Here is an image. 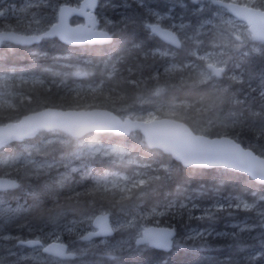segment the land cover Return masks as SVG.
<instances>
[{"label": "snow or ice", "instance_id": "6c2138e0", "mask_svg": "<svg viewBox=\"0 0 264 264\" xmlns=\"http://www.w3.org/2000/svg\"><path fill=\"white\" fill-rule=\"evenodd\" d=\"M192 2L196 3L197 0ZM209 2L229 14L228 18H223L222 13L214 9L219 17L218 22L213 24L210 19L204 20L193 35L188 34V26L184 23L176 24L175 17H169L172 21L170 29L161 28L158 23L152 22L153 18H160L161 14L149 10L148 22L142 23L141 27L150 35L163 37L177 49L185 48L189 41L197 49L189 53L195 57L194 60L181 64L169 63L162 73L159 69H154L152 74L145 77L144 64L141 63L135 70L129 67V75L124 77L117 65L123 64L125 57L113 58V54L108 53L106 59L96 63L72 55L53 58L57 61L75 60L77 64L83 63L92 69L89 71L67 63L61 67H74L75 70L56 73L64 78L60 84H64L68 77H94L87 86L77 84L75 87L62 88L58 84L55 88L47 87L43 92L25 94L17 90L20 84L43 85L44 81L17 76L15 71L0 74V155L12 149L14 143L22 149L9 157V160L20 164L16 168L18 178L39 180L45 174L63 167L66 171L58 172V176L54 178L63 185L71 178L72 173L79 170L71 166L73 159L80 161L79 168L84 170L85 175H91L94 162L109 166L108 170L94 178L91 189L75 193L76 198H90L87 201L89 206H98L104 210L87 216L86 219L71 222L73 225H91L92 230L79 237L90 243L94 237H111L117 231L135 230L133 234L111 246L107 240L102 239L100 244L105 245L102 253L104 257L114 259L123 253L137 254L150 249L170 250L182 246L175 239V230L171 225H159L161 217L182 219L183 210L188 208L185 202L170 199L173 194L169 193L164 200H157L150 209L142 207L145 201L155 199L163 182L171 179L182 168L224 169L236 174H246L249 182L264 186V145L245 144L242 141L241 134L245 130L246 119L243 111L231 112L217 120L205 119L208 113L216 111L218 105L245 102L234 96L230 98L228 93L231 85L224 86L222 79L242 82L235 74L227 76L229 63L234 56L237 53L242 57L247 55L241 49L251 45L258 53L264 52V0ZM97 6V0H88L76 7L68 3L59 4L58 10L56 6H52L51 13L34 18L35 27L29 25L23 32L17 31L11 24L0 26V44L7 42L8 46L30 45L56 38L71 45L111 42L115 33L110 35L105 28L112 22L105 20V27H101L97 15L86 10ZM139 6L143 7V0H139ZM73 13L85 17L86 22L73 21L74 26L70 24L69 16ZM4 15L0 12V18ZM205 27L208 31H201ZM142 46V43L133 45L132 49L127 50V55L132 56L134 50L139 51ZM201 50H204L203 55L199 54ZM37 55L33 53L34 57ZM143 56L146 61L149 56L174 58L175 53L171 50H153L144 52ZM134 71L140 78H132ZM260 81L264 89V74H261ZM150 82H154V86L148 89ZM142 85L145 90L134 97L122 90L125 86L138 90ZM202 89L206 91H201ZM177 91L198 92L200 95L198 98L187 95L181 98L176 94ZM259 95L262 101L261 111L250 112L249 115L259 118L260 135H264V90ZM259 138L260 136L256 137L257 140ZM105 139L108 141L106 144L103 143ZM34 141H39L41 146H37ZM57 141L62 145L74 142L78 151L67 161L53 159L38 162L34 158V153H41L42 146ZM132 151L137 153L135 158L131 156ZM3 164L11 166L7 160ZM120 165H132L134 170L131 174H125L120 171ZM18 187V179L0 180V190ZM44 187H48L47 182ZM203 187L200 186L201 191ZM182 190L183 186L178 185L177 193ZM190 199L186 198L188 201ZM260 200L264 201V196ZM195 207L197 206L193 205ZM224 207L223 204L212 205L199 218L215 219V210ZM227 207L231 208L233 205L229 204ZM234 207L250 210L255 205L240 201ZM55 220L53 217L54 223ZM149 224L154 226H148ZM253 230L259 232L258 236L251 238L258 240L260 247L264 248V213H259L256 222L248 226V232ZM77 231L76 228L67 226V234ZM52 235L56 242L47 245L38 237L20 239L18 243L20 246L42 249L43 253L57 258L50 260L49 264H65L78 255L87 254V249L68 250V245L60 242L61 238L57 233ZM211 235V232L199 231L188 239L198 238L207 244V237ZM237 235L233 234L234 237ZM92 246L100 245L92 243ZM261 261H264V253L247 257L243 264H260Z\"/></svg>", "mask_w": 264, "mask_h": 264}, {"label": "trees", "instance_id": "16d2710c", "mask_svg": "<svg viewBox=\"0 0 264 264\" xmlns=\"http://www.w3.org/2000/svg\"><path fill=\"white\" fill-rule=\"evenodd\" d=\"M44 0H8V4L14 5L17 9L22 10H39L43 7L48 8L51 13L52 6L50 4L45 3V5L40 2ZM104 1H110L106 5H101ZM178 1V2H177ZM186 6L181 8L179 6V0H143V7L139 6V0H100V6L98 8V14L100 17L101 25L105 27V20L111 21V24H107L106 28L110 30L112 33H115L114 40L110 45H90V46H80V47H72L66 45L57 39H47L43 42V47L35 46L32 49L24 48L23 52L19 50L22 48L20 46L3 44L0 47V74H6L11 71H15L17 76L23 75L26 79H30V77L41 78L40 80L44 81L43 85L40 84H20L18 91H21L25 94H31L34 92H43L47 87L55 88L58 83H53L51 77L42 78L45 76L44 69L48 67L58 66L54 65L52 62L55 55L60 54V56L72 55L73 57H80L82 59H90L93 63L99 62L102 59L107 58L108 53L113 54V58L116 56H124L123 64H118L117 68L120 70L122 76L127 77L129 75L127 69L132 67L134 70L137 65L143 63L144 64V76L147 77L149 74H152L154 69H159L162 73L164 67L169 63L181 64L187 63L191 60H194L195 57L190 55L191 51H195V45L192 42H186L185 48L183 49H175L164 42H162L157 36L150 35L146 30L141 27L142 23L148 22V12L149 10L158 11L161 16L160 18H153L152 21L162 22L165 26L170 28L171 23L169 24L166 20V17H175L174 22H183L187 25V32L194 33V30L199 27L204 20L208 19V14L213 13L215 7L210 8V10L204 11H195V6L200 3H193L192 0H185ZM228 1V0H227ZM76 0H72V3H76ZM79 2V1H78ZM176 4H175V3ZM7 4V5H8ZM33 4V6H32ZM32 6V7H31ZM159 20V21H158ZM74 21H78L75 19ZM131 21H136L132 23ZM127 23V27L125 24ZM11 24L17 28V31H24L29 25L35 27L34 23L28 24L25 20L20 21L16 17H2L0 18V26ZM137 43H142V48L139 51L133 52L132 56L127 55V50L132 49L133 45ZM43 48V49H42ZM33 49L37 51V56H33L31 52ZM153 50L159 51H169L175 53L174 58H153L151 56L145 61L143 53L151 52ZM210 50V49H208ZM200 52H203L201 50ZM135 57H139L136 59ZM68 63H72L74 65H85L83 63L77 64L75 60L68 61ZM239 65L238 67H234L233 65ZM152 67H149V66ZM86 66V65H85ZM87 70L91 71L92 69L88 68ZM229 71V73H228ZM235 74L239 80L242 82H233L228 80L227 78L222 79V84L224 86L231 85L229 89V97H233L238 100L245 101L243 104H230L225 103L217 106L216 111L208 113L205 119L217 120L223 117L228 116L231 112H241L243 111L246 119L244 120L245 130L241 134L242 141L247 143H257L259 145H264V135H260L261 125L259 123L258 117H252L249 115L250 112H259L261 111V97L260 93V76L264 74V52L249 54L246 56H234L233 61L229 63V67L227 69V76H231ZM99 75V73H97ZM132 78L138 79L140 78L137 73H133ZM94 77H84L79 80L80 84L83 82L87 86L89 82H91ZM14 83H19V81H14ZM72 82L69 80L65 85L60 84V87H75L71 85ZM154 86V82H150L147 85L148 89H151ZM255 89V91H253ZM128 96L134 97L135 95L140 94L145 90L142 85L141 89H134L130 86H125L123 89ZM201 91H206V89H202ZM250 95H247V92H251ZM177 95L181 98L187 96L198 98L200 93L198 92H184L177 91ZM215 131V129H213ZM260 136L257 140L256 137ZM107 143V139L103 141ZM115 143V141H114ZM4 154V153H3ZM2 154V155H3ZM137 153L135 151L131 152L132 157H136ZM1 159V155H0ZM120 171L123 170V167L118 166ZM133 167V166H132ZM109 166L105 163L98 162L97 163V175L100 174L104 170H108ZM9 168L6 166H0V176L9 175L11 173H6ZM114 170V169H113ZM96 175V176H97ZM28 180V179H27ZM48 184V193L41 195L42 200L45 203H48L49 206H53L51 209H47L45 211L39 212H31L28 207V200L25 198L23 201L21 200L22 193L19 190L22 188V181H20V187L17 190H12L8 192H2L0 194L6 193L5 195L8 201H11V204L16 205L17 203L23 202V209H27L24 214L17 216L14 214L13 216L8 215L9 211H1L0 212V224L4 221L8 220V224L10 229H0L1 232L8 234L12 237V233H16L18 228L16 226L18 223H25L29 228L30 219L35 220L43 218L44 221L49 222L52 221L53 216L55 215L56 220L60 219L61 216L64 218L65 215H69L68 219L72 216L71 213H65L60 210L61 207H73L75 208L78 214L86 215L84 207L88 205L87 201L90 199L88 197H80L76 198L75 193H83L88 189H91L94 186L93 177L87 179L75 178L72 180L70 185L65 183V187L62 189L60 194L57 196H51V192L53 189L51 187V181L41 180L38 184V189L41 190L40 187ZM57 185L56 180L54 181ZM25 181L23 182V186L25 185ZM34 184V183H33ZM182 185L183 189L181 192L177 193V186ZM203 187V191L200 190V186ZM31 185L27 187L30 188ZM35 185H33L34 187ZM26 188V186H25ZM28 189V188H27ZM30 193L28 190H26ZM57 191V192H58ZM173 194L171 198H175L178 201H183L188 205V208L183 210V218L172 220L169 217H161V223L159 226L161 227H169L171 225L173 228L177 229L179 236L185 232L186 229H190L192 231L190 236H195L198 231H208L211 232L212 235L207 237V244L201 241L198 238H194L191 240L183 239L182 247L185 248V251L182 252V255L171 254L172 252H161L156 253L159 255H151L150 257L146 256L142 257L143 254H131L123 253L118 256V258L109 259L108 263L103 264H157L160 262H168L169 264H223L224 262L227 264H243L245 259L249 257L251 254H260L264 253V248H261L259 242L255 241L256 244L253 246H249L244 239L245 237L242 235L240 230L231 226L230 223L235 219L233 217L234 214H238L241 218L245 219L255 212L257 208L264 207V201L260 200L261 196H264V186L258 185L255 182H249L248 178L244 174H236L228 170L210 168V169H188L182 168L176 175H174L171 179H168L163 182V186L159 188L158 193L156 194L155 199H150L145 201L144 207L146 209H150L157 200H164L166 194ZM253 193L256 195L254 196ZM26 194V193H25ZM24 195V194H23ZM233 196L238 197L239 199H244L242 201L254 204L255 207L250 210H245L242 207L236 208L235 204L240 203L239 200L232 198ZM27 197V196H26ZM69 197H72L71 199ZM191 198L190 201L186 200V198ZM33 203L31 197H28ZM7 202V201H6ZM198 204L197 208H191V204ZM223 204L225 207L223 209L215 210V216H221L222 219L216 221L215 219H208L207 217L200 219L203 215V211L205 209L210 208L212 205ZM233 205V207L229 208L227 205ZM71 210V208H69ZM91 209L95 212L104 210L99 208L98 206H90ZM59 209V210H58ZM86 219V217H85ZM221 221V222H220ZM58 223L57 221H55ZM224 223H227L225 225ZM35 224V222H34ZM201 228V229H200ZM23 228V230H25ZM90 230L91 228L88 226V223L84 224V228H78L77 236L82 235L84 231ZM199 229V230H198ZM32 230V229H28ZM34 230V229H33ZM88 230V231H89ZM231 231V235L227 234V231ZM223 231V232H222ZM118 233V232H117ZM222 233L220 235H216ZM238 234L236 237L233 234ZM17 234V233H16ZM246 235V233H244ZM116 234L115 236H118ZM178 236V237H179ZM240 237V247H229L225 242L233 239H237ZM250 243V241H249ZM155 250V249H150ZM158 251V250H155ZM160 252V251H159ZM225 259V260H223ZM211 260V263L206 262ZM223 260V261H222ZM260 264H264V261H261Z\"/></svg>", "mask_w": 264, "mask_h": 264}, {"label": "rangeland", "instance_id": "374dc122", "mask_svg": "<svg viewBox=\"0 0 264 264\" xmlns=\"http://www.w3.org/2000/svg\"><path fill=\"white\" fill-rule=\"evenodd\" d=\"M76 4H78L81 0H76ZM79 1V2H78ZM8 0H0V12H3L5 15L4 17H16L18 18V20L23 21L25 20L28 24L34 23L33 20L34 18H39L40 15L42 14H46V13H50L48 10V8H41L39 10H32L30 9V11L28 10H22V9H17L14 5L8 4L7 3ZM110 1H104L101 5H106L108 4ZM41 4L45 5V3L50 4V6H56L58 9L59 4H63V3H72V0H44L40 2ZM184 3V2H182ZM8 4V5H7ZM73 4V3H72ZM33 6V4H32ZM31 6V7H32ZM215 6L211 5L210 3H200L198 5L195 6V11H204V10H210V8H213ZM52 9V8H51ZM216 11H219L222 13L223 18H228L227 13H224L222 9H218L216 8ZM208 19L212 20L213 24L217 23L219 20V17L216 16L215 11L213 13H209L208 14ZM176 24H180L183 22H175ZM188 31V30H187ZM201 31L207 32L208 28L205 27L203 29H201ZM189 35H193L194 33L189 32ZM6 44V43H5ZM17 46V45H16ZM24 48H28V47H24ZM196 47H195V51H196ZM241 52L247 53V55L249 54H256L258 53L257 51H255L253 49V47L251 45L246 46L245 48L241 49ZM200 55L204 54V50L203 52L199 53ZM240 53H237L236 56H238ZM60 56V54L55 55L54 57H58ZM173 58V57H170ZM52 62H54V65L57 64L58 66H53V67H48L46 69H44L45 72V77L49 78L51 77L52 82L53 83H58L60 84V81L62 79H64L62 76H57L56 73L59 72H63V71H73L75 70V68H71V69H63L61 67L62 64H67L68 61H57L55 59L52 60ZM197 63H199L197 61ZM175 64V63H174ZM74 65V64H73ZM74 66H78L82 69H87V66L85 65H74ZM30 79H39L36 77H30ZM81 78H75V77H68L65 80V83L63 85H65L69 80H71L72 82V86H76L77 84H80L79 80ZM40 80V79H39ZM83 86H86L85 84H83V82H81ZM264 90L261 87V83H260V91ZM252 93L251 92H247V95H250ZM34 143L37 146H41L39 141H34ZM104 143V142H103ZM106 144V143H105ZM31 146V145H29ZM14 149V150H13ZM22 149L18 148L17 145H12V149H10L8 152H5L3 155H1V159H0V166H5L3 164V161H8L9 165L11 166H6L9 168L8 171H6V173H11L8 176L14 177V178H18L17 176V172H16V168L20 167V164L17 162H13L11 160H9V157L16 155L19 151H21ZM78 151L77 145L73 142L71 144H60L58 141L54 142L53 144H49L47 146H42V151L41 153H34V158L38 161V162H43V161H51V160H56V161H67L70 157H72V154L74 152ZM134 158V157H132ZM97 163L98 162H94L93 164V169L91 170V175H85L84 170L80 169V161L78 160H74L72 162V167H76L79 170L75 173L71 174V178L68 179L67 181L64 182L63 185L59 184L57 185L54 181L58 176V172H64L66 171V169H64L63 167L59 168L58 170H53L51 173L49 174H45L44 176H42L39 180L32 178V179H28L27 178H18L19 180L22 181V188L19 190V192L22 193L21 200L23 201L25 198H27L28 200V205H29V209H31V212H39V211H45L46 208L51 209L53 206H49L48 207V203H45L44 201L41 203V205L39 207L36 206V204L32 203L29 201L30 199L28 198L30 196V193H28L26 191V187H23V182L26 181L29 185H31L32 189L35 190L37 192L38 195H43L48 193V187H44V185L41 188V190L38 189V184L41 180H46V181H51V187L53 189V192H51V196H57L62 192V189L65 187V183L66 186L70 185V183L72 182L73 179L75 178H80V179H87V178H92L93 180L97 175ZM121 167H123V170L121 172L125 173V174H131L132 171L134 170V166L132 167V165H120ZM31 170V166H29V171ZM21 175H23V173H21ZM34 183V184H31ZM33 185H35L33 187ZM60 187V190H59ZM59 190V191H58ZM58 191V192H57ZM26 193V194H25ZM24 194V195H23ZM5 195H7L6 193L4 194H0V212L2 211H9L8 215L13 216L14 214H17V216H20L22 214H24L26 211L29 210H21L23 209V202L22 203H18V206L11 204V201H8ZM27 196V197H26ZM232 198L237 199L239 201H242L244 199H239L238 197L233 196ZM7 201V202H6ZM193 205L198 206V204L193 203L191 204V208H193ZM69 206L67 207H61L60 210H62L65 213H71L72 216L68 219L69 215H65V217L63 218L61 216V212H60V219L59 220H55L58 223H54L53 219L52 221L46 222L44 220H38L35 218V224H34V231H37V233L35 234L38 238L39 235L38 233H41V235L44 237L43 239L46 241H56L55 240V236H53V233H57L60 236V241L61 242H65L67 244H69L71 247H78V249H87V254L83 255V256H79L77 257V259L73 260V261H66L65 264H103V263H108L107 261L110 259L112 261L113 258H107L104 257L102 255V253L105 251V245L100 244V241L102 239H105L108 241L109 246L116 244L118 241H121L123 238L128 237L130 234L134 233V229H128L126 231H117L119 233L118 236H115L116 234H118L117 232L115 233L114 236L111 237H106V238H94L93 242H82L80 243V236H77V234H67V226L70 227H74L76 229H78L79 227L84 228V224H75L73 225L71 222L72 221H80L85 219V217L87 216H91L93 215V212L91 214H86V215H81L78 214L75 208L73 207H69L71 208L68 209ZM142 207H147V205H143ZM91 208L89 205L84 207V210L87 212V210ZM197 208V207H195ZM59 210V209H58ZM259 213H264V207L263 208H257L255 210V212L252 214V216H249L245 219L241 218L238 214H234V221L230 223L231 226H235L237 227L239 230L241 228H244V231L240 232L242 233V235L245 237L244 239L246 240L247 244L249 246H254L256 244V242L258 240H254L251 237H256L258 236V232L259 230H253L252 232H248L247 228L248 226L254 224L258 218V214ZM55 217V215L53 216ZM128 219H131V217H128ZM220 219H222L221 216H215V220L219 221ZM221 222V221H220ZM225 225H227V223H224ZM88 226L91 228V225L88 224ZM239 226V227H238ZM27 227V225L25 223H18V225L16 226V228H18L17 230V235L20 236V232L23 231V228ZM0 229H5V230H9L10 226L8 224V220L4 221L2 224H0ZM89 230V229H88ZM88 230L84 231L82 235H85ZM227 231L228 235H231L229 233H231V231ZM199 232V231H198ZM246 233V235L244 234ZM7 237V236H6ZM17 238L19 239V237H16V241L14 244V247L12 249L10 248H3L2 246V242L0 243V253L4 254L5 256H3V258L0 260V264L3 263H7V264H49L50 260H55L57 258L51 257L49 254L43 253L42 249H36V248H28V247H24V246H20L18 245L17 242ZM26 240V239H25ZM250 241V243H249ZM256 241V242H255ZM134 242V241H133ZM92 243L100 245L99 247H94L92 246ZM225 244H227L229 247H240V237H238L237 239H233V240H229L225 242ZM134 246V243H133ZM6 247V246H5ZM1 250H4L3 252H1ZM11 253H15V255H12ZM251 256V254L249 255ZM9 259V260H8ZM225 260V259H223ZM222 260V261H223ZM157 264H169L168 262H160ZM223 264H227V263H223Z\"/></svg>", "mask_w": 264, "mask_h": 264}, {"label": "flooded vegetation", "instance_id": "af4514ba", "mask_svg": "<svg viewBox=\"0 0 264 264\" xmlns=\"http://www.w3.org/2000/svg\"><path fill=\"white\" fill-rule=\"evenodd\" d=\"M228 1H230V0H228ZM178 2V1H177ZM182 2H184V3H182ZM199 2L200 3H209V2H207V1H201V0H199ZM175 3V2H174ZM176 4V3H175ZM179 6L181 7V8H184L185 6H186V1L185 0H179ZM159 21V20H158ZM165 21H167L169 24L170 23H172V21L169 19V18H167L166 17V20ZM152 22H157V21H152ZM158 23H160L162 26H164V27H167V26H165L164 25V23H162V22H158ZM101 27H103L102 25H101ZM22 32V31H21ZM43 42H44V40L43 41H41V42H38V43H35L33 46H31V47H28L27 49H32L33 47H35V46H38V47H43L44 45H43ZM171 47V46H170ZM43 49V48H42ZM20 52H23L24 51V47H22L20 50H19ZM37 50L36 49H33V51L31 52V54H33L34 52H36ZM228 73H229V71H228ZM19 181H21V180H19ZM28 181V180H27ZM25 185L23 186L24 188H25V186L27 187L29 184L25 181ZM31 184H33V183H31ZM26 190H28L29 192H30V196L29 197H31V199H32V201H33V203L34 204H36V206L37 207H39L40 205H41V203L43 202V200H42V196L41 195H38L37 194V192L35 191V190H33L32 189V187L30 186V188H26ZM21 193V192H20ZM93 212V214H95L96 212H94L91 208H89L88 210H87V212L85 211V213H87V214H91ZM38 220H44L43 218H41V219H38ZM34 222H35V220H33V219H30V222H29V228L30 229H32V230H28L29 228L28 227H26V229L25 230H23V231H21L20 232V236H18L16 233H12V237L11 236H9L8 234H6V233H3V232H1L0 231V243L2 242V246H3V248H5V249H7V248H10V249H12L13 247H14V244H15V241H16V237H19V239L17 238V242H18V240H20V239H23V240H27V239H32V238H37V236L35 235L36 233H37V231H34L33 229H35L33 226H34ZM148 226H152L151 224H149ZM201 229V228H200ZM175 230H177L176 228H175ZM199 230V229H198ZM223 232V231H222ZM191 233H192V231L190 230V229H186L185 230V232L184 233H182V235L181 236H179L180 234H178V232H177V234H176V237H175V239L177 240V241H179L180 243H181V245L183 244V239L184 240H186V242H188V240H191V239H188V237L191 235ZM220 234H222V233H219V234H216L217 236L218 235H220ZM38 235H39V237H40V239L41 240H43V242L44 243H46L47 241H45L43 238V236L41 235V233H38ZM7 236V237H6ZM80 236V235H79ZM179 236V237H178ZM127 238V237H126ZM134 243V242H133ZM18 245H19V243H18ZM6 246V247H5ZM68 246H69V250H79L78 249V247H75V249H74V247H71L69 244H68ZM134 246H135V244H134ZM1 249V248H0ZM156 250V249H155ZM155 250H147V251H145V252H142V253H137V254H143V256L142 257H139V258H145L146 256H148V257H150L151 255H153V254H155V255H159V254H156V253H161V252H163L162 250H158V251H155ZM4 250H1V252H3ZM160 251V252H159ZM183 251H185L186 252V250H185V248H183L182 246L181 247H173L172 249H171V251L170 252H172L171 254H176V255H182V252ZM163 253H165V252H163ZM185 255H187V252H186V254ZM3 256H5L4 254H2V253H0V260L3 258ZM131 256H133V254H131ZM78 257V256H77ZM75 259H77V258H75ZM74 259V260H75ZM9 260V259H8ZM70 261H73V260H70ZM3 264H7V263H3ZM171 264H173V263H171ZM186 264V263H185Z\"/></svg>", "mask_w": 264, "mask_h": 264}, {"label": "bare ground", "instance_id": "6f19581e", "mask_svg": "<svg viewBox=\"0 0 264 264\" xmlns=\"http://www.w3.org/2000/svg\"><path fill=\"white\" fill-rule=\"evenodd\" d=\"M201 1H207V2H209V0H201ZM224 1H226V2H230V1H227V0H224ZM210 3V2H209ZM155 23H158V22H155ZM159 25H160V27L161 28H164V29H170V28H168V27H164V26H162L160 23H158ZM105 30H107V31H109L110 32V35H112L113 33L110 31V30H108L107 28H105ZM19 32H21V31H19ZM162 42H164L166 45H168V46H171L172 48H175V49H177L174 45H171L169 42H167V41H165L162 37H159V36H157ZM113 40H114V35H113V39H112V41L111 42H109V43H106V44H96V45H110L112 42H113ZM6 44H7V42H6ZM35 44V43H34ZM34 44H31V45H17V46H20V47H31V46H33ZM91 44H85V45H70V46H72V47H80V46H90ZM244 175H246V174H244ZM18 182L20 183V181L18 180ZM19 188V187H18ZM18 188H15V189H8V190H2V191H0V193H2V192H8V191H12V190H17ZM23 205V204H22ZM16 206H18V203L16 204ZM101 211H103V210H101ZM101 211H98V212H96L95 214H99ZM152 226H154V225H152ZM161 227V226H160ZM90 230H92V227H91V229ZM89 230V231H90ZM174 230H175V228H174ZM87 234V233H86ZM85 234V235H86ZM175 234H177V230H175ZM115 234H113L112 236H114ZM175 237H176V235H175ZM94 238H106V237H94ZM93 238V239H94ZM162 251H165V252H170L171 251V249L170 250H162Z\"/></svg>", "mask_w": 264, "mask_h": 264}, {"label": "water", "instance_id": "95a60500", "mask_svg": "<svg viewBox=\"0 0 264 264\" xmlns=\"http://www.w3.org/2000/svg\"><path fill=\"white\" fill-rule=\"evenodd\" d=\"M199 0H197V2H198ZM88 2V0H83L82 2H81V4L80 5H83V4H85V3H87ZM225 3H227L226 1H224ZM99 3V0H97V4ZM70 5V4H69ZM70 6H72V7H76L77 5H70ZM98 7V6H97ZM96 7V8H97ZM96 8H94V9H86L87 11H91L93 14H95V15H97L96 14ZM73 16H79V17H81V18H83L84 19V22H86V18L85 17H82V16H80V15H78L77 13H73V14H71L70 16H69V23L70 24H73L72 22H71V18L73 17ZM97 18H98V16H97ZM99 20V19H98ZM73 26H74V24H73ZM109 34H110V32H109ZM163 38V37H162ZM164 39V38H163ZM39 42H41V41H39ZM63 43H65V44H68V43H66V42H64V41H62ZM34 43H38V42H33L32 44H34ZM106 43H109V42H105V43H103V44H106ZM1 45V44H0ZM31 45V44H30ZM68 45H71V44H68ZM9 179H11V178H8V177H0V180H9ZM0 191H2V190H0ZM54 242H56V241H54ZM54 242H51V243H54Z\"/></svg>", "mask_w": 264, "mask_h": 264}]
</instances>
